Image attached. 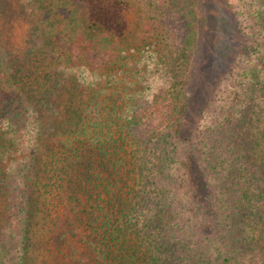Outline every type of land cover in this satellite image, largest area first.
<instances>
[{
  "label": "trees",
  "instance_id": "16d2710c",
  "mask_svg": "<svg viewBox=\"0 0 264 264\" xmlns=\"http://www.w3.org/2000/svg\"><path fill=\"white\" fill-rule=\"evenodd\" d=\"M202 1L125 40L130 0H24L28 55L0 51V264H264V0H228L241 44L187 133ZM181 34L173 67L153 40ZM138 55L151 87H120Z\"/></svg>",
  "mask_w": 264,
  "mask_h": 264
},
{
  "label": "rangeland",
  "instance_id": "374dc122",
  "mask_svg": "<svg viewBox=\"0 0 264 264\" xmlns=\"http://www.w3.org/2000/svg\"><path fill=\"white\" fill-rule=\"evenodd\" d=\"M23 2L24 0H0V51L11 59L25 58L28 55L27 34L31 22ZM130 3L131 11L127 13L130 29L125 40L148 28V22L154 25L153 20L156 17L164 16L167 18L165 22L173 23L175 29L171 33L174 34H177L182 24L190 22L189 6L186 0H130ZM202 3L201 25L192 54L193 60L186 73L188 75L186 87L190 96L184 122V129H188L187 133L193 129L199 110L212 89L229 70V65L242 40L228 0H203ZM160 33L163 34V32ZM181 39L182 34L171 39H154L152 51L162 55L169 53L170 63L174 67L177 64L178 47L183 44ZM170 49L173 50L172 53ZM140 55L147 57L148 61L155 56L145 51L140 52ZM140 55L132 62L129 72L122 75L125 77L123 81L118 82L120 87L130 88L132 84L129 82L137 80L135 76L137 71L141 76L138 87L143 91L151 87L149 80L153 67H148L147 60L139 65ZM178 61H180L179 58ZM42 74H44L43 71Z\"/></svg>",
  "mask_w": 264,
  "mask_h": 264
}]
</instances>
